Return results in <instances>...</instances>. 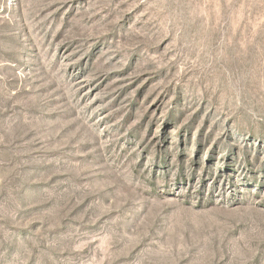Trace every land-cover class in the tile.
Instances as JSON below:
<instances>
[{
  "label": "rangeland",
  "instance_id": "374dc122",
  "mask_svg": "<svg viewBox=\"0 0 264 264\" xmlns=\"http://www.w3.org/2000/svg\"><path fill=\"white\" fill-rule=\"evenodd\" d=\"M0 264H264V0H0Z\"/></svg>",
  "mask_w": 264,
  "mask_h": 264
}]
</instances>
